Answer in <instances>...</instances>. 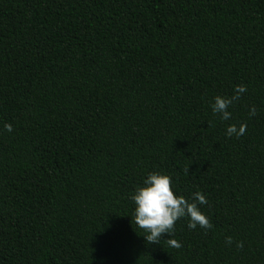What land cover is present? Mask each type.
Returning <instances> with one entry per match:
<instances>
[{
    "label": "trees",
    "instance_id": "trees-1",
    "mask_svg": "<svg viewBox=\"0 0 264 264\" xmlns=\"http://www.w3.org/2000/svg\"><path fill=\"white\" fill-rule=\"evenodd\" d=\"M150 172L211 229L149 244ZM0 264H264V0H0Z\"/></svg>",
    "mask_w": 264,
    "mask_h": 264
},
{
    "label": "clouds",
    "instance_id": "clouds-1",
    "mask_svg": "<svg viewBox=\"0 0 264 264\" xmlns=\"http://www.w3.org/2000/svg\"><path fill=\"white\" fill-rule=\"evenodd\" d=\"M246 91L244 85H239L234 87V94L231 97H214L213 102L209 104L212 115L221 121L229 120L231 118L229 107ZM256 114L255 107L249 109V116L254 117ZM246 127L245 124H241L239 128L236 125H229L225 136L239 138L245 133ZM4 130L11 132L12 126L5 124ZM130 200L134 205L131 220L146 233L143 237L149 244L159 243L162 235L170 236L175 223L185 217L189 230H195L197 227L203 229L212 227L208 218L200 210V206L207 204L206 196L199 191L194 192L190 199L174 194L171 177L166 174L147 173L142 186L134 190ZM168 243L172 247H180L176 240L169 239ZM225 243L231 245L232 238L227 237ZM236 247L242 248L243 243L236 242Z\"/></svg>",
    "mask_w": 264,
    "mask_h": 264
}]
</instances>
